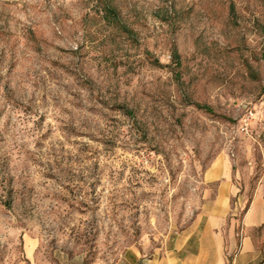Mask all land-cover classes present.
<instances>
[{"label": "rangeland", "instance_id": "374dc122", "mask_svg": "<svg viewBox=\"0 0 264 264\" xmlns=\"http://www.w3.org/2000/svg\"><path fill=\"white\" fill-rule=\"evenodd\" d=\"M219 157L241 230L264 205V0H0V264L165 251Z\"/></svg>", "mask_w": 264, "mask_h": 264}, {"label": "crops", "instance_id": "0c3cea01", "mask_svg": "<svg viewBox=\"0 0 264 264\" xmlns=\"http://www.w3.org/2000/svg\"><path fill=\"white\" fill-rule=\"evenodd\" d=\"M204 179L216 185L215 198L206 201L171 246L148 257L140 250L131 251L120 264H264V253L250 235L264 225L262 202L257 198L252 202L240 230L237 213L242 196L234 180L232 162L219 157Z\"/></svg>", "mask_w": 264, "mask_h": 264}, {"label": "trees", "instance_id": "16d2710c", "mask_svg": "<svg viewBox=\"0 0 264 264\" xmlns=\"http://www.w3.org/2000/svg\"><path fill=\"white\" fill-rule=\"evenodd\" d=\"M107 15L111 16V17H115V9L112 7H108V9L106 10Z\"/></svg>", "mask_w": 264, "mask_h": 264}]
</instances>
